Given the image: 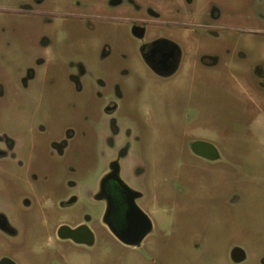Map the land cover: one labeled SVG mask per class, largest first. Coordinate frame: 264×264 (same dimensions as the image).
<instances>
[{"label":"rangeland","instance_id":"rangeland-1","mask_svg":"<svg viewBox=\"0 0 264 264\" xmlns=\"http://www.w3.org/2000/svg\"><path fill=\"white\" fill-rule=\"evenodd\" d=\"M110 1L0 0V261L264 264V0ZM134 20L179 44L172 78L143 65ZM194 139L218 159L193 158ZM118 157L152 222L137 250L95 200ZM80 222L97 244L60 245L55 227Z\"/></svg>","mask_w":264,"mask_h":264},{"label":"flooded vegetation","instance_id":"flooded-vegetation-1","mask_svg":"<svg viewBox=\"0 0 264 264\" xmlns=\"http://www.w3.org/2000/svg\"><path fill=\"white\" fill-rule=\"evenodd\" d=\"M67 1L71 2L72 0H67ZM89 1L96 3L98 0H89ZM119 4H120L119 0H111L109 4H106L104 7L106 8L107 6L108 9L116 10L120 6ZM147 24H152V23L150 21L142 22L140 20H134L133 25L130 28V35L136 42L139 43L138 53H139V58L142 61L143 65L157 78L162 79V80H168L172 78L178 72L182 64V50L179 44L173 41L171 38L150 37L146 31ZM213 65H215V61H212L208 66L211 67ZM196 142H206V141L201 140V139H194L190 142L189 153L191 154V156H193V158L207 162V163H213L218 159L217 158L216 160H207L200 156L195 155L192 152L191 148H192V145ZM206 143L210 144L209 142H206ZM120 159L121 158L118 157L115 160L111 161L107 170L103 172L102 178L110 172V165L112 163H116L118 167V174H119V171H120L119 160ZM98 193H100L99 185L95 192V200H96V196ZM104 193H106V196L110 198L109 202L112 206L110 219H111L113 227H115L118 231H125L127 221H129V224L131 226L130 230L126 232L123 238L128 242H136V245L131 246V245L124 244L122 241L114 237L110 233L108 227L103 223V216H104L106 206L108 203V200L106 198H103L101 200H96L100 202L103 206V214L101 216L102 227L106 230L108 234L111 235V237L114 240H116L120 244L136 249V250L139 249L142 245H144V241L146 240L148 236L146 235L145 237L140 238V234L144 230L143 228L144 223L142 222L143 220L139 216H136L131 213H127L128 212V208H127L128 197L126 196V193L124 192V190H122L115 182H112V181L109 182L107 184V188ZM134 193L138 194L137 196L135 195L136 197L134 198V204H135L141 198V195L137 192H134ZM76 201H77L76 198L73 196H68L67 198L61 200L60 202L61 210L64 211V210L70 209L76 204ZM148 220L150 221L149 218ZM150 226L152 228L151 221H150ZM62 227H68L70 230H75L80 227L82 228L79 231H77L74 234V237L71 239V238H64V236L66 235V232L64 231L60 232V229ZM0 230L7 234L12 233L11 229L7 227V225L4 223V220L2 218H0ZM54 231H55V234H54L55 239L60 243V245L68 249L82 248L83 250H90L97 244L94 233L92 232V230L88 228L87 224L84 222H80L75 225L60 223L55 227ZM230 261L233 264H240V263L233 262L231 259Z\"/></svg>","mask_w":264,"mask_h":264},{"label":"water","instance_id":"water-1","mask_svg":"<svg viewBox=\"0 0 264 264\" xmlns=\"http://www.w3.org/2000/svg\"><path fill=\"white\" fill-rule=\"evenodd\" d=\"M191 149L195 155L200 156L204 159L216 160L218 158V154H217L215 148L206 142H196L192 145ZM111 181L115 182L126 193V196L128 197V201H127L128 212L127 213H131V214H134L136 216H139L143 220L142 222L144 223V226H143L144 230L141 232L140 238L145 237L150 232V230H151L150 221L134 204V198L138 194L134 193L132 190H130L128 187H126L120 181V179L118 177V167H117L116 163H112L110 165V172L100 180V183H99L100 193L97 194L96 200H101L103 198H106L108 200L106 210H105V213L103 216V223L108 227L110 233L114 237H116L117 239L122 241L124 244L134 246V245H136V242H128L123 238L124 235L126 234V232L130 230L131 226L129 224V221H127L125 231H118L112 225V222L110 219L112 206L109 202L110 198L108 196H106V193H104L106 188H107V184ZM81 228L82 227L77 228L75 230H70L68 227H62L60 229V232L61 231L66 232V235L64 236V238H71L72 239L74 237V234L77 231H79ZM230 259L235 263H240L244 260V253L240 249H233L231 251V254H230ZM0 264H13V263L10 260L3 259L0 261Z\"/></svg>","mask_w":264,"mask_h":264}]
</instances>
